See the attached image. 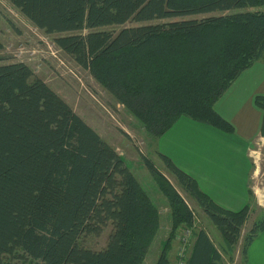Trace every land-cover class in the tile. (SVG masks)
<instances>
[{"label": "trees", "instance_id": "16d2710c", "mask_svg": "<svg viewBox=\"0 0 264 264\" xmlns=\"http://www.w3.org/2000/svg\"><path fill=\"white\" fill-rule=\"evenodd\" d=\"M7 1L46 33L79 32L54 43L153 139L181 116L233 133L215 103L245 69L264 61V9L211 14L264 6V0ZM129 20L137 24L97 29ZM254 102L263 110L264 131V95ZM154 152L225 243L241 241L246 261L264 214L242 235L249 203L238 210L219 205L170 157ZM142 161L168 200L171 229L155 264H169L176 230L191 225L194 215L154 161ZM108 224L103 248L80 243ZM159 226L158 207L116 148L25 62L0 63V264H18L4 257L17 250L29 264H142ZM223 259L209 234L195 230L187 264Z\"/></svg>", "mask_w": 264, "mask_h": 264}, {"label": "rangeland", "instance_id": "374dc122", "mask_svg": "<svg viewBox=\"0 0 264 264\" xmlns=\"http://www.w3.org/2000/svg\"><path fill=\"white\" fill-rule=\"evenodd\" d=\"M263 9L264 6H254L234 8L211 14L218 15ZM201 16L197 15L199 18ZM160 21L164 20L152 22ZM136 24L137 22L129 20L122 25H109L97 29L117 31L124 26ZM86 32V30L82 31V33ZM69 33L79 32L73 31L63 34ZM63 34L46 33L33 25L9 1L0 0V42L3 45L0 49V63L22 61L29 65L34 76L44 80L78 115L126 159L129 163V169L158 207L162 225L160 224V228L149 246L145 264L152 260L157 248H160V241L166 239V236H164L165 224H171V218L168 200L159 191L142 161V156L151 158L184 198L193 212L195 230L204 229L212 238L214 244L222 251L224 264H232L236 255L240 257L241 241L234 247H230L225 243L220 230L197 206L196 202L179 187L175 178L165 169L154 152V139L145 132L140 122L126 108L117 103L92 78L86 69L77 65L70 56L55 45L54 38ZM252 65L251 73L253 72L254 75L242 73L243 75L233 83L232 87L214 106L215 110L217 109L226 117L234 119L240 132L242 131V123L250 124V133L257 131V127L260 129L262 126L263 110L255 104L254 97L257 94L264 95V61L257 60ZM228 118L226 119L228 120ZM261 132L264 133L262 129ZM253 147L256 152L252 157L255 163L252 162L249 178V187L252 191L248 202L250 212L242 235L251 228L258 217L264 214V207L258 204V198L256 197L258 195L261 202L264 203V140L256 141ZM111 229L112 225L108 224L100 234H85L79 241L85 247L95 250L101 249L106 245ZM181 230L182 226L175 232L174 238L176 241V237ZM4 257L11 258L18 264H29L30 262L20 250H17L12 256L6 254Z\"/></svg>", "mask_w": 264, "mask_h": 264}, {"label": "crops", "instance_id": "0c3cea01", "mask_svg": "<svg viewBox=\"0 0 264 264\" xmlns=\"http://www.w3.org/2000/svg\"><path fill=\"white\" fill-rule=\"evenodd\" d=\"M252 67L253 65L242 73L254 75L251 73ZM242 73L235 81L243 75ZM218 112L228 118L221 111ZM228 120L233 123V133L181 116L164 134L154 139V150L157 149L167 155L179 168L190 174L216 203L227 209L238 210L250 201L249 178L252 162L255 163L252 157L256 152L253 145L258 140H264V133L258 127L257 131L250 133L249 123H242L241 133L236 121L230 118ZM256 197L258 204L264 207L258 195ZM170 229L171 224H165L166 238ZM162 242L163 240L160 241V248H157L148 264H155L161 252ZM176 244L174 238L169 251L170 259L174 258ZM145 263L146 256L142 264ZM232 264H264V230L247 248L246 261L236 255Z\"/></svg>", "mask_w": 264, "mask_h": 264}, {"label": "built area", "instance_id": "2783aa9c", "mask_svg": "<svg viewBox=\"0 0 264 264\" xmlns=\"http://www.w3.org/2000/svg\"><path fill=\"white\" fill-rule=\"evenodd\" d=\"M195 224L182 226L181 232L177 235V248L174 258L169 264H187L191 245L194 239Z\"/></svg>", "mask_w": 264, "mask_h": 264}]
</instances>
